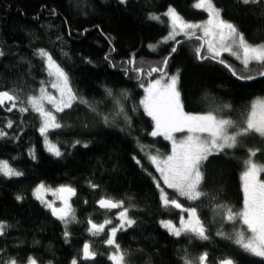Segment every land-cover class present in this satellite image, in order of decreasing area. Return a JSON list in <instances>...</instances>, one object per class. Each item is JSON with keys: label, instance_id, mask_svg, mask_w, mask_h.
I'll list each match as a JSON object with an SVG mask.
<instances>
[{"label": "trees", "instance_id": "trees-1", "mask_svg": "<svg viewBox=\"0 0 264 264\" xmlns=\"http://www.w3.org/2000/svg\"><path fill=\"white\" fill-rule=\"evenodd\" d=\"M194 2L0 0V50L4 53L0 56V90H15L22 97L36 93L41 81L48 78L36 55L37 50L45 49L68 72L77 95L97 102L98 112L111 121L105 124L82 104H74L72 109L58 114L64 127L49 132L63 152L56 157L46 151L38 131V114L16 109L8 112V105L0 108V127L8 133L0 138V160H7L23 173L13 178L0 175V221L7 225L5 234L0 236V264L10 258L17 264H26L29 257L39 264H71L74 259L78 264H113L108 259L113 247L105 243L107 230L100 236H92L88 231L89 219L99 224L116 212L97 208L96 202L102 198L123 201L136 221L116 237L127 253V264H183L186 253L195 258L204 252L208 254L207 264H220L223 259H232L234 264H264V258L245 253L217 235L219 231L231 233L233 225L222 222L216 214L217 205H227L236 212L243 209L241 174L244 161L249 158L248 150L259 149L254 160L264 164V137L258 134L241 137L240 146L210 157L203 167L202 189L208 196L198 212L207 229V240L177 238L160 223L177 222L182 213L161 206L156 186L159 175L141 146L165 156L171 153V143L149 134L154 121L139 104L145 93L135 74L126 75L123 71L128 67L126 61L134 55L138 64L146 67L159 65L170 56L166 71L179 73V90L189 113L218 109L219 116L240 120L251 101L264 96V78L238 79L231 69L239 74L243 65L231 56L221 57L225 64L219 60H197L194 48L202 41L195 38L185 40L179 36L177 39L184 42L178 46L170 41L160 44L155 51L150 49L169 31L168 18L163 16L169 6L187 21L207 19L204 11L194 9ZM214 3L222 9L223 18L232 22L250 43H264V0L249 4L241 0ZM151 14L161 16L164 23L149 19ZM173 46L177 50L170 53ZM105 89L112 90L111 97ZM125 92L127 99L122 95ZM117 100L130 122L124 115H116ZM8 120L13 121L10 129L6 127ZM77 140L81 143L73 146ZM31 149L35 150V159L29 155ZM261 178L264 179V173ZM41 183L75 189L71 198L78 222L68 224L67 237L64 223L33 194ZM168 192L170 199H179L185 206L191 203L173 190ZM17 196L23 199L17 200ZM86 242L97 255L94 261L81 259Z\"/></svg>", "mask_w": 264, "mask_h": 264}, {"label": "snow or ice", "instance_id": "snow-or-ice-1", "mask_svg": "<svg viewBox=\"0 0 264 264\" xmlns=\"http://www.w3.org/2000/svg\"><path fill=\"white\" fill-rule=\"evenodd\" d=\"M244 4L260 3V0H241ZM121 4H126L127 0H120ZM194 9L202 10L207 14V19L202 22L186 21L174 8L169 6L163 16L168 18L169 31L165 37L156 45H150V49L155 51L160 44H167L170 41L175 45L183 43L177 37L183 36L185 40L202 41L194 48L197 60H219V63L226 62L221 58L225 53L235 57L243 65V73L238 74L235 69L232 74L241 80H255L264 78V43L252 44L239 29L222 16V9L216 7L214 0H195ZM149 19L164 23L161 16L151 14ZM200 33L199 35L197 33ZM115 49H113L114 51ZM176 46L170 49V53L176 52ZM4 53L0 50V56ZM36 55L44 65L46 75L50 80L46 83L41 81V86L36 93L22 97L15 90H0V108L8 105L6 111L14 109L20 113L32 111L38 114L40 126L38 131L43 137L46 151L56 157L63 155L60 146L49 138V132L59 130L64 125L58 120V114L72 109L74 104L84 105L90 112L100 116V119L109 124V116L101 115L97 110V102H90L86 98L77 95L73 90L68 72L61 64L54 59L53 55L45 49H39ZM67 56V53H63ZM165 57L159 65L141 66L133 55L126 61L128 67L123 71L127 75L129 72L135 74V79L139 81V87L144 90V97L139 101L147 116L154 121V128L149 133L152 137H163L171 142V153L162 156L158 150L149 151L147 146H141V151L145 152L146 158L162 178L163 184L168 189H172L178 197L191 202L189 206L182 204L179 199H170L167 192L160 187V182L156 181V186L160 191L161 206L165 209L175 208L182 215L179 218V226L172 220H162L161 225L169 233L177 238L181 236L190 239L207 240V229L200 218L198 208L203 206V200L208 193L202 189L204 183L203 167L210 157L219 156L226 153V150L236 149L240 146V138L251 134H258L264 137V97H256L249 104L247 111L242 114L240 120L226 119L219 116L218 109H212L204 113H189L184 110L181 101V94L178 90L179 73L169 75L166 71L168 59ZM107 59V57H105ZM254 65V67H250ZM114 66V65H113ZM231 68L230 65H226ZM55 89L59 95H53L48 89ZM106 95L111 97L112 90L105 89ZM127 99V93L122 94ZM19 102V104H18ZM118 110L116 115H124L125 120L130 122V117L125 113V109L116 101ZM46 105H50L51 108ZM230 108V105H224ZM87 125H85L86 127ZM7 128L13 127V121L6 122ZM177 133H186L178 138ZM8 133L0 127V138H4ZM75 141L73 146L80 144ZM83 147H88L84 144ZM249 158L244 161L245 170L242 173L243 180V209L234 211L227 205H217L216 214L222 222L233 225L231 233L223 231L217 235L230 240L243 252L255 257L264 258V164L256 162L254 157L259 149H249ZM29 155L35 159V150L31 149ZM135 159V158H134ZM140 163L139 160L136 161ZM0 175L7 178L20 177L22 172L13 168L7 160H0ZM92 187H98L92 185ZM44 184H40L35 189V198L51 210L53 216L62 221L65 225V236L67 226L70 223L78 222L75 210L69 202V198L75 195V189L71 186H61L53 195H58L62 202L61 207H56L53 202L45 199L42 193H46ZM17 200L23 197L17 196ZM201 202V203H197ZM99 207L106 210L120 209L115 215L117 223L113 225L112 219H104L102 223H94L89 219L88 231L92 236H98L105 232V228L112 225L105 240L108 246L113 247L108 259L113 264H127L126 256L120 244L117 242V234L126 232L135 225L136 221L129 216L130 208L124 207L123 201H114L109 198H102L98 201ZM187 214L185 217L183 214ZM237 222H239L237 224ZM7 225L0 221V236L5 234ZM96 253L91 250V245L85 243L82 248V258L84 260H94ZM208 254L204 252L198 257L190 258L187 253L183 259V264H207ZM2 264H17L15 259L3 261ZM26 264H37L33 257H29ZM71 264H78L77 260H72ZM220 264H234L232 259H224Z\"/></svg>", "mask_w": 264, "mask_h": 264}, {"label": "rangeland", "instance_id": "rangeland-1", "mask_svg": "<svg viewBox=\"0 0 264 264\" xmlns=\"http://www.w3.org/2000/svg\"><path fill=\"white\" fill-rule=\"evenodd\" d=\"M187 21V20H186ZM189 22H195V21H189ZM198 22H202V21H198ZM198 35L200 34L199 32L197 33ZM151 45H156V44H151ZM224 55H229V54H227V53H225ZM229 56H231V55H229ZM232 58H234V59H236L235 57H233V56H231ZM237 60V59H236ZM238 62H240L239 60H237ZM177 72H174V73H168L169 75H173V74H176ZM243 72H239V74H242ZM50 80V78L48 77L46 80H45V82L47 83L48 81ZM53 95H56V96H58L59 95V93L55 90V89H52V88H50L49 87V89H48ZM74 90V89H73ZM178 90H179V83H178ZM180 91V90H179ZM261 97H264V96H261ZM181 101H182V98H181ZM183 103V102H182ZM47 107H49V108H51V106L50 105H46ZM184 110H185V108H184ZM186 111V110H185ZM187 112V111H186ZM221 117H223V116H221ZM223 118H226V119H230V118H228V117H223ZM177 135V137L178 138H180V137H182L183 135H186V133H177L176 134ZM49 138H50V136H49ZM51 139V138H50ZM52 140V139H51ZM53 141V140H52ZM54 142V141H53ZM55 143V142H54ZM171 143V142H170ZM158 175H159V173H158ZM261 178V177H260ZM262 179V178H261ZM241 180H242V174H241ZM157 181H159L160 182V187L161 188H163L164 190H165V192H167V194H168V196H169V198H170V192H168V188H167V186L166 185H164L163 184V181H162V178L160 177V175H159V177L157 178ZM41 184H44L45 185V187H46V189L48 190L46 193H42L44 196H45V199L46 200H48V201H50V202H53L54 204H55V206L56 207H61L62 206V202H61V200L59 199V196L58 195H53V192H55L59 187H50V186H48L47 184H45V183H41ZM40 185V184H39ZM39 185H37V187L39 186ZM242 185H243V180H242ZM36 187V188H37ZM61 187V186H60ZM35 188V189H36ZM35 189H34V193H35ZM169 190H172V189H169ZM174 191V190H173ZM33 193V194H34ZM177 194V193H176ZM34 196H35V194H34ZM69 202H70V204L72 205V198L70 197L69 198ZM44 205V204H43ZM45 206V205H44ZM48 208V207H47ZM120 211V209H118V210H116V212L113 214V216L110 218V219H112L113 220V225H115L117 222L115 221V215L116 214H118V212ZM185 217H187V214L185 213V214H183ZM130 216V215H129ZM173 223H175V224H177V226H179V221H177V222H174L173 221ZM112 225H109V226H107L106 228H105V231L107 230V232H108V230H109V228L111 227ZM102 234V233H101ZM100 234V235H101ZM100 235H98V236H100ZM37 264H39L38 262H37Z\"/></svg>", "mask_w": 264, "mask_h": 264}, {"label": "water", "instance_id": "water-1", "mask_svg": "<svg viewBox=\"0 0 264 264\" xmlns=\"http://www.w3.org/2000/svg\"><path fill=\"white\" fill-rule=\"evenodd\" d=\"M73 196V195H72ZM72 196H70V197H72ZM99 201V200H98ZM98 201L96 202V207L97 208H99V209H101V210H106V209H102V208H100L99 207V204H98ZM112 210H114V211H116V210H118V209H112ZM86 243H89V242H86ZM90 244V243H89ZM91 245V244H90ZM91 250H92V247H91ZM96 257H97V255L95 256V259H96ZM81 259L83 260V261H94V260H84L83 258H82V253H81ZM208 259V258H207ZM224 260V259H223ZM222 261V260H221Z\"/></svg>", "mask_w": 264, "mask_h": 264}]
</instances>
